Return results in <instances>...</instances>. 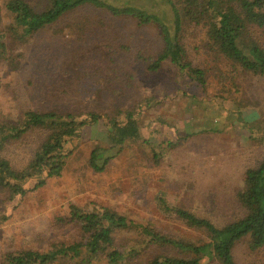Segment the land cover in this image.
<instances>
[{
	"label": "rangeland",
	"instance_id": "1",
	"mask_svg": "<svg viewBox=\"0 0 264 264\" xmlns=\"http://www.w3.org/2000/svg\"><path fill=\"white\" fill-rule=\"evenodd\" d=\"M7 1L0 0L5 45V51L0 49V122L22 120L28 111L79 119L96 113L103 119L72 144L61 176L42 188L29 185L27 194L15 200L0 189V264L9 253L45 252L80 241V229L61 222L71 206L110 208L191 242L204 236L162 215L159 196L218 226L244 215L237 192L246 170L264 159L263 78L242 75L239 100L216 81L203 91L167 63L150 72V57L161 51L157 30L116 22L89 9L65 17L27 44H17L4 33L10 23L4 11ZM137 3L151 7L154 1ZM252 31L264 45V31ZM195 39L188 41L195 65L209 62L195 49ZM242 104L251 111L240 112ZM125 111L136 113L141 140L126 143L107 169L97 173L90 166L91 154L96 147H108L105 123ZM45 138L44 132L34 131L0 151V157L23 170ZM234 253L238 264H264V249L251 253L247 241ZM155 255L151 251L142 260Z\"/></svg>",
	"mask_w": 264,
	"mask_h": 264
},
{
	"label": "trees",
	"instance_id": "2",
	"mask_svg": "<svg viewBox=\"0 0 264 264\" xmlns=\"http://www.w3.org/2000/svg\"><path fill=\"white\" fill-rule=\"evenodd\" d=\"M138 1L8 0L4 11L10 23L4 27V33L17 44H27L65 17L89 9L103 12L116 22L129 21L139 28L157 30L161 51L157 57H150V72H158L167 63L203 91L216 81L219 89L233 92L239 100L242 90L238 79L242 75L264 79V45L252 31H264V0H153L151 7ZM193 36L195 49H201L210 63L195 65L188 50ZM3 37L0 49L5 51ZM239 109L244 112L252 108L242 104ZM120 115L105 123L108 147H96L91 154L90 166L97 173L107 169L126 143L141 140L136 113L125 111ZM78 117L28 111L22 120L0 122V151L34 131L46 134L25 169L17 170L9 160L0 157V189L9 193L10 200L23 198L29 185L42 188L48 180L61 176L72 154V144L89 126L103 119L96 113H89L85 119ZM108 153L112 155L106 156ZM237 200L244 215L218 226L189 210L170 205L163 197L157 198L162 215L204 236L198 242L165 233L152 224L137 223L110 208L71 206L69 217L61 222L77 226L82 232L80 241L58 244L45 252L9 253L3 264H238L234 252L240 243L247 241L251 253L264 249V159L246 170ZM121 235L128 237L121 241ZM151 251H156V255L142 260Z\"/></svg>",
	"mask_w": 264,
	"mask_h": 264
}]
</instances>
